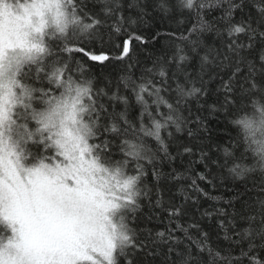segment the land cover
<instances>
[{
	"label": "snow or ice",
	"instance_id": "6c2138e0",
	"mask_svg": "<svg viewBox=\"0 0 264 264\" xmlns=\"http://www.w3.org/2000/svg\"><path fill=\"white\" fill-rule=\"evenodd\" d=\"M0 264H264V0H0Z\"/></svg>",
	"mask_w": 264,
	"mask_h": 264
},
{
	"label": "trees",
	"instance_id": "16d2710c",
	"mask_svg": "<svg viewBox=\"0 0 264 264\" xmlns=\"http://www.w3.org/2000/svg\"><path fill=\"white\" fill-rule=\"evenodd\" d=\"M175 25L171 24L168 20H157L155 21V23L152 25V27L150 29H145L146 33L149 34H153L155 32H160L161 35L157 38V41L154 45H148L146 46L149 50L152 51H159L160 49L164 48L166 46V44L168 43V38L165 35L167 32L174 30ZM124 39V37H119L117 39V43L121 42ZM132 47L135 49L134 51V58L135 57H140L143 58L147 53L143 50L145 46L140 45L139 42L133 40L132 41ZM118 51V50H117ZM92 63V62H90ZM114 63H118V62H114ZM118 69L115 68L113 65H109L108 67H104L103 65L100 64H96V63H92L91 66V74L93 76H98L101 79H103L105 76H115L117 74ZM211 127H213L214 129H216V135L217 136H227L229 133H231L232 135H235L234 132H232L231 128L228 126L227 121H223L221 122V126L217 129L216 125L213 124L211 125ZM225 143H227V141H225ZM209 191H211V189H209ZM216 195H220V194H224L225 196L228 195V193L225 192L224 189H220L219 191H217L216 193H214ZM165 198H167V193ZM207 202L204 204V207L208 206ZM240 205H237V209L239 210ZM151 226H155V227H164L163 224H156V225H151ZM202 226L205 229H208L209 223L207 221H203L202 222ZM215 234H213V239L215 240Z\"/></svg>",
	"mask_w": 264,
	"mask_h": 264
}]
</instances>
